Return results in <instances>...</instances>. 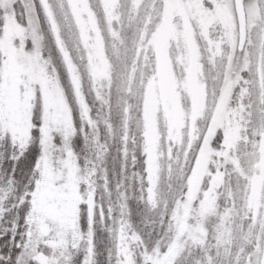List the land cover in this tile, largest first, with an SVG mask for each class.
Instances as JSON below:
<instances>
[{"label":"snow or ice","instance_id":"6c2138e0","mask_svg":"<svg viewBox=\"0 0 264 264\" xmlns=\"http://www.w3.org/2000/svg\"><path fill=\"white\" fill-rule=\"evenodd\" d=\"M0 264H264V0H0Z\"/></svg>","mask_w":264,"mask_h":264}]
</instances>
